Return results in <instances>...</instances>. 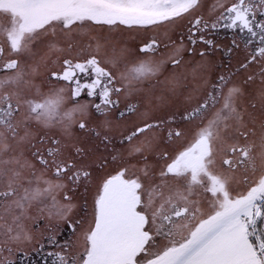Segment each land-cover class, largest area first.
Masks as SVG:
<instances>
[{"label": "snow or ice", "instance_id": "snow-or-ice-1", "mask_svg": "<svg viewBox=\"0 0 264 264\" xmlns=\"http://www.w3.org/2000/svg\"><path fill=\"white\" fill-rule=\"evenodd\" d=\"M33 252L264 264V0H0V264Z\"/></svg>", "mask_w": 264, "mask_h": 264}, {"label": "flooded vegetation", "instance_id": "flooded-vegetation-1", "mask_svg": "<svg viewBox=\"0 0 264 264\" xmlns=\"http://www.w3.org/2000/svg\"><path fill=\"white\" fill-rule=\"evenodd\" d=\"M211 2H212V0H207L208 4H210ZM182 28H183V25H181V29ZM207 38L212 39L216 45H219L221 48L226 49L227 47L231 46V41L233 39V36L229 31L221 29L218 32H214V33L208 35ZM128 43H129V45H133L135 43V41H133L132 39H129ZM201 47H203V45H201ZM210 58L214 61V63L216 65L220 66V70H225L227 68L228 57L224 55L223 51H216V52L212 53ZM237 59H239V57L234 55L232 57V63L235 64ZM224 63L226 65L222 66ZM43 86H44L45 90H47V85L45 84ZM81 191H83V190H81ZM90 199L91 198L89 196V202H90ZM77 200L80 203H84L83 199L80 196L77 197ZM32 256H33V259L35 260L36 264H45L44 260L42 259L41 254L33 252Z\"/></svg>", "mask_w": 264, "mask_h": 264}, {"label": "rangeland", "instance_id": "rangeland-1", "mask_svg": "<svg viewBox=\"0 0 264 264\" xmlns=\"http://www.w3.org/2000/svg\"><path fill=\"white\" fill-rule=\"evenodd\" d=\"M226 64L224 63L222 66H225Z\"/></svg>", "mask_w": 264, "mask_h": 264}]
</instances>
